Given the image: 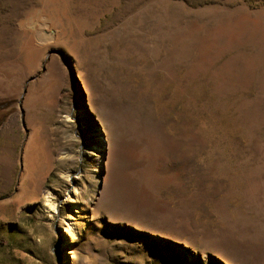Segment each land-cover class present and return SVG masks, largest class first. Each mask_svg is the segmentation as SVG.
Wrapping results in <instances>:
<instances>
[{"label": "rangeland", "instance_id": "374dc122", "mask_svg": "<svg viewBox=\"0 0 264 264\" xmlns=\"http://www.w3.org/2000/svg\"><path fill=\"white\" fill-rule=\"evenodd\" d=\"M0 264H264V0H0Z\"/></svg>", "mask_w": 264, "mask_h": 264}]
</instances>
